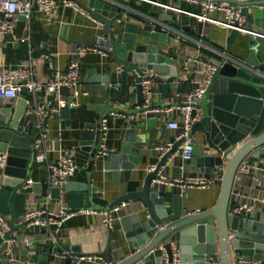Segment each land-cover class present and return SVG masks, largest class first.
Instances as JSON below:
<instances>
[{
	"label": "water",
	"instance_id": "obj_1",
	"mask_svg": "<svg viewBox=\"0 0 264 264\" xmlns=\"http://www.w3.org/2000/svg\"><path fill=\"white\" fill-rule=\"evenodd\" d=\"M222 1L240 9L244 20L235 26L247 32L230 31L225 52L221 60L213 64L210 82L197 109L192 112L193 118L198 111L200 117L190 131L192 135L200 134L202 140L193 146L189 171L213 174L217 167L225 168L216 205L191 213L187 208L188 190L178 192L154 184L161 174L165 175L167 167L172 166L169 158L184 139L175 141L171 149L160 156L155 170L143 177L141 164L146 138L126 137L120 147L109 150L104 133L99 131L106 113H141L145 96L139 83L144 69L157 75L178 77V68L175 69L178 62L168 50L172 35L190 29V17L182 15L180 21H176L173 14L164 12L160 20H147L151 28H146L139 23L126 22L125 7L113 0L79 2L92 19L104 25V35L112 44L107 55L130 75L129 81L116 73L100 76L95 70L89 72L90 92L100 94L104 103L91 107L100 117L99 124H88L79 133L75 152L86 157L88 163L84 165L87 182L78 185L67 182L62 187H52L44 183L27 191L39 129L34 121L25 120L26 99L11 106H0V151L8 154L7 167L0 174V217L10 225V231L0 238V264H13L6 241L15 233L50 232L48 228L26 229L23 225V215L37 202L36 196L67 201L72 211H103L122 203L137 204L134 213L122 211L120 231L110 229L105 250L96 254L108 264H175L173 243L180 252L179 264H245L243 259L264 263V199L251 211L238 213L230 209L240 165L248 161L262 166L256 172V187L260 186L259 176L264 171V0ZM66 36L65 27L63 38ZM72 42L77 50L88 49L81 40ZM237 42L241 43L246 56H232V47ZM130 88L136 90L137 108L128 111L117 108L116 105L125 101ZM162 89L168 96L172 88L167 82ZM72 101L73 98L68 100ZM69 111L70 108L62 110V116L68 118ZM157 125V118H149L139 121L136 129ZM159 127L164 133L167 124ZM98 173H102L104 183H119L121 195L108 206L94 202L95 198L104 199L106 193L114 192L103 182L100 187L93 185ZM41 218L46 219L48 215L45 213ZM84 256L79 247L57 246L49 255V264H76V259Z\"/></svg>",
	"mask_w": 264,
	"mask_h": 264
},
{
	"label": "crops",
	"instance_id": "obj_2",
	"mask_svg": "<svg viewBox=\"0 0 264 264\" xmlns=\"http://www.w3.org/2000/svg\"><path fill=\"white\" fill-rule=\"evenodd\" d=\"M57 8L50 15H45L34 8L30 24L20 15L17 17V29L11 36L0 42V72L10 67H24L33 70L34 79L40 83L49 81L56 71L66 72L73 60L74 56L80 63V94L74 99L78 104L77 107L70 108L68 118H64L61 114H55L46 122L45 131L48 134L46 142L47 157L50 162H57L64 154H68L77 165L76 173L68 182L74 184H83L87 182V174L84 165L88 163L86 157L75 152V148L79 142V133L86 125L96 123L99 124L100 117L93 111L91 107L97 104H103L104 100L100 94L90 92V85L87 84L89 72L95 70L100 76H107L116 73L123 75L125 80L129 81V76L124 71L119 72L117 66L111 56H103L98 52L89 50L95 46L98 36L104 34L103 29L99 28L98 23L90 17L84 15L81 11L72 7H66L64 0H56ZM85 3L87 0H75ZM123 5L125 8L124 19L126 22L139 23L141 26L151 28L147 20H160L165 10L146 3L131 2L129 0H113ZM163 3H172V0H160ZM182 2L181 8L185 11L198 13L200 7L179 0L177 5ZM173 14L176 21H180L182 15L174 12H166ZM169 23V21H167ZM66 27V38L63 33ZM190 27L187 31H181L177 35H172V42L169 46L168 54L175 58L178 62L179 75L177 78L169 76L157 75L154 80L152 89L154 92L153 105L161 106H177L181 104L186 96L194 91L196 83L201 81L207 69L206 65L217 64L223 56L227 47V37L230 33L226 28L211 23H199L195 18L190 17ZM181 30V27H178ZM242 35L239 39H241ZM81 40L84 47L88 48L86 54H78L77 46L72 41ZM143 42H148L143 40ZM241 41V40H239ZM151 45L157 43L148 42ZM162 50L160 47H158ZM80 50V49H79ZM241 43L237 42L232 47V56H246ZM48 57V59L46 58ZM188 58L198 60L199 63H193L190 71L184 70V61ZM170 83L171 90L168 96L163 93L162 85ZM62 96L68 101L71 92L63 89ZM124 96L122 95V98ZM60 95L56 98L46 97L45 93H39L36 98L27 96L22 90L15 100L0 102V106H11L18 100L26 99L31 104L46 102L48 106L58 101ZM124 102L121 101L117 108L124 111L137 108V94L134 88H130ZM28 108V103H27ZM26 108V110H27ZM26 112V111H25ZM25 114V113H24ZM108 118V131L106 135L105 145L109 150H115L120 147L126 137L146 138V146L143 150L144 157L141 164L143 177L147 174L146 168L157 164L160 159V148L175 140L176 132L166 128L163 133L160 129L161 124H168L172 120L181 121V115H164L157 117L158 125L156 127L136 129L139 121L131 118L127 113H106ZM196 136V143H200L202 136ZM190 161L183 163L177 161L172 166L167 167L165 176L169 179L180 178L181 176H197L210 175L204 172L194 173L189 171ZM185 166V171L181 167ZM262 168L260 164L252 165V171L235 180L232 202L230 209L237 210L241 206L248 205L253 210L264 199V171L260 177V186H255L256 172ZM219 167L216 168V171ZM0 172V174H2ZM261 173V172H260ZM102 173H98L93 181L94 186L100 187L103 184ZM50 172L45 165L38 166L34 164V168L30 172L29 185L27 191L30 192L36 184L49 183ZM103 182V183H102ZM222 182H216L207 189L194 188L188 190L187 208L191 213L203 212L212 209L221 193ZM106 187L111 186L113 193L105 195L104 199L95 198L96 204L108 206L112 201L116 200L121 193L118 191V182H105ZM164 187L169 189L168 186ZM175 191H182L175 189ZM37 201L27 209L26 212L41 211L49 213H57L61 209L68 208L67 201L51 200L43 196H36ZM137 204L131 202L124 209L125 214L134 213ZM123 214L121 213L120 216ZM102 216L79 214L67 220L61 227L53 226L47 234H35L30 230L23 233H15L13 238H19V242L9 246L10 253L13 255V264L19 262L49 264V255L57 246L70 245L79 247L82 254L93 256L92 261L86 260L84 264H108L104 259L96 256L105 250L109 238V229L102 223ZM114 231H120L119 220L114 223ZM264 264V263H263Z\"/></svg>",
	"mask_w": 264,
	"mask_h": 264
},
{
	"label": "built area",
	"instance_id": "obj_3",
	"mask_svg": "<svg viewBox=\"0 0 264 264\" xmlns=\"http://www.w3.org/2000/svg\"><path fill=\"white\" fill-rule=\"evenodd\" d=\"M138 3H146L152 6L159 7L165 12H174L180 15H187L195 18L199 23H211L220 25L227 30H238L246 33L247 31L236 27L237 22H243L244 18L241 15L240 9L236 6L223 2L222 0H186L191 4H195L200 7L198 13H192L183 10L178 7L177 2L179 0H172V3H163L160 0H129ZM63 4L66 7L75 8L81 11L84 15H89L84 9L81 8L79 2L75 0H64ZM45 15H50L57 8L56 0H0V42H3L6 37L11 36L17 29V17L25 16V20L30 24L34 8ZM121 21V20H120ZM99 28L103 29L104 25L97 22ZM111 41L104 34L98 36L95 46L89 48L98 52L99 54L106 56L107 52L111 49ZM88 49L77 50L78 54H86ZM48 59V57H46ZM193 63H199L198 60L188 58L184 61V70L190 71ZM207 69L204 73V77L201 81L197 82L193 92L188 94L185 100L177 106H156L153 105L154 92L152 85L154 80L157 78V74L152 70L144 69L141 75V82L139 83L142 87L145 103L142 107L141 113L130 115L131 118H135L138 121H145L149 118H157L164 115H181V121L172 120L167 124V128L170 131H175V141L184 139V142L178 147V149L170 156L169 163L174 164L177 161L187 163L191 161L193 157V146L196 143V136L190 134L193 124L199 119L200 113L195 118L192 117V112L197 109L202 96L210 82L211 75L213 73V65H206ZM123 68L119 66V72H122ZM80 63L78 60L73 58L68 70L66 72L56 71L53 77L46 83L37 82L34 79L33 70L30 68H24L21 66L10 67L0 72V102L13 100L17 98L22 90L26 92L27 96L36 98L39 93H45L46 97L60 95L58 101H55L52 105L48 106L46 102L31 104L27 100L28 108L25 112V120L27 122H33L39 129V135L35 141V158L34 164L41 166L45 165L50 172L49 184L52 187H62L68 180L74 176L77 170V165L68 156H63L57 162H50L47 157L46 142L48 134L45 131L47 120L59 114L62 110L68 108L77 107L78 104L74 101L69 103L63 96V89H68L71 92L73 99L77 98L80 94ZM99 131L104 133V140L108 131V118L103 117ZM173 142V143H174ZM173 143H169L164 147L160 148L161 156L167 153ZM8 154L0 151V172L4 171L7 167ZM252 165L248 161H244L237 173V177L247 175L252 171ZM156 168L155 165L148 166L146 168L147 173L153 172ZM181 170L185 171V166L181 167ZM225 168L219 167L217 171L208 176L197 175V176H181L180 178L169 179L165 175L161 174L158 180L154 181V184H161L168 186L171 189L190 190L194 188L207 189L214 183L221 181ZM29 185V182L27 183ZM128 203H122L119 206L112 208L111 210H93V209H77L72 211L70 209H61L57 213L33 211L26 212L23 215V225L26 229L38 226L40 228H48L50 231L53 226L61 227L67 220L79 214L86 215H97L100 214L103 218L102 223L109 230L113 229L114 223L121 218L120 214L127 207ZM252 207L247 204L241 206L236 212L242 210L251 211ZM47 214L48 218L42 219L43 214ZM10 231V225L4 217H0V238H3L7 232ZM19 242V238H11L6 241L8 252L10 253L9 246ZM174 251V263H180V252L173 243ZM93 256H84L76 259V264H84L86 260L92 261ZM245 264H263L261 261H255L253 259H243ZM19 264H37L19 262ZM220 264V263H215Z\"/></svg>",
	"mask_w": 264,
	"mask_h": 264
},
{
	"label": "trees",
	"instance_id": "obj_4",
	"mask_svg": "<svg viewBox=\"0 0 264 264\" xmlns=\"http://www.w3.org/2000/svg\"><path fill=\"white\" fill-rule=\"evenodd\" d=\"M131 2H133V1H131Z\"/></svg>",
	"mask_w": 264,
	"mask_h": 264
}]
</instances>
